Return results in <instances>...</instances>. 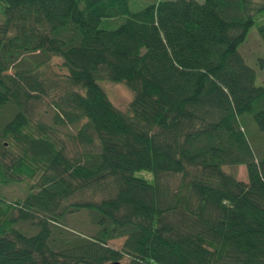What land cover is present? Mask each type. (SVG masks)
<instances>
[{
	"label": "trees",
	"instance_id": "obj_1",
	"mask_svg": "<svg viewBox=\"0 0 264 264\" xmlns=\"http://www.w3.org/2000/svg\"><path fill=\"white\" fill-rule=\"evenodd\" d=\"M256 22L264 43V0H0V183L38 179L0 196V264H264V86L238 50ZM80 210L85 233L60 226Z\"/></svg>",
	"mask_w": 264,
	"mask_h": 264
},
{
	"label": "rangeland",
	"instance_id": "obj_2",
	"mask_svg": "<svg viewBox=\"0 0 264 264\" xmlns=\"http://www.w3.org/2000/svg\"><path fill=\"white\" fill-rule=\"evenodd\" d=\"M202 2V0H196ZM154 0H130V7L132 9L142 8ZM257 24L253 25L246 36V40L239 47V52L242 54L248 65H251L256 72L258 84L264 86V43L261 40L257 32ZM44 77L47 80H57L61 81V77L65 74V70L62 67V62L58 56H50V59L42 68ZM102 87L106 91L111 102L118 107L121 111H126L129 103L132 100L133 93L131 90L123 83L112 82L108 80L100 81ZM56 95V91L52 90L50 96L42 98L41 100L34 103L31 111V125L35 126L39 123L51 124L52 117L54 114L53 107L51 106L50 99L52 96ZM5 114H9L8 111ZM76 129L70 125L59 124L55 126L54 136L60 142L65 144L67 154L71 157L76 156L81 152L82 148L72 142L69 138V134L75 133ZM260 140H257L259 142ZM2 142H7V140H2ZM224 171L234 175L237 179L247 182L246 168L243 165H226L223 167ZM136 176L143 177L147 180L153 179V174L149 171L141 170L135 172ZM37 177L31 180L26 178L22 181H14L8 183H0V196L6 199L8 202L14 198H23L27 193V189L30 185L37 183ZM179 177H169L168 181L172 186L178 183ZM87 215L86 211L80 210L78 212L71 213L67 216V224L60 225L64 229L72 230L76 233H85L87 227ZM67 226V227H66ZM70 228H69V227ZM74 229V230H73ZM72 232V233H74ZM124 238H116L108 242V246L119 249L123 243ZM121 263H125V259L121 260ZM109 264V263H107Z\"/></svg>",
	"mask_w": 264,
	"mask_h": 264
},
{
	"label": "water",
	"instance_id": "obj_3",
	"mask_svg": "<svg viewBox=\"0 0 264 264\" xmlns=\"http://www.w3.org/2000/svg\"><path fill=\"white\" fill-rule=\"evenodd\" d=\"M109 264H121V262L120 261H113V262H111Z\"/></svg>",
	"mask_w": 264,
	"mask_h": 264
}]
</instances>
